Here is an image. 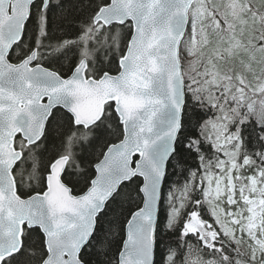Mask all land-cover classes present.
Masks as SVG:
<instances>
[{"label":"snow or ice","instance_id":"obj_1","mask_svg":"<svg viewBox=\"0 0 264 264\" xmlns=\"http://www.w3.org/2000/svg\"><path fill=\"white\" fill-rule=\"evenodd\" d=\"M0 264H264V0H0Z\"/></svg>","mask_w":264,"mask_h":264},{"label":"water","instance_id":"obj_2","mask_svg":"<svg viewBox=\"0 0 264 264\" xmlns=\"http://www.w3.org/2000/svg\"><path fill=\"white\" fill-rule=\"evenodd\" d=\"M99 102L93 103L87 110L86 114L87 115H92L95 114L98 111L97 104Z\"/></svg>","mask_w":264,"mask_h":264},{"label":"trees","instance_id":"obj_3","mask_svg":"<svg viewBox=\"0 0 264 264\" xmlns=\"http://www.w3.org/2000/svg\"><path fill=\"white\" fill-rule=\"evenodd\" d=\"M21 51H23V49Z\"/></svg>","mask_w":264,"mask_h":264}]
</instances>
